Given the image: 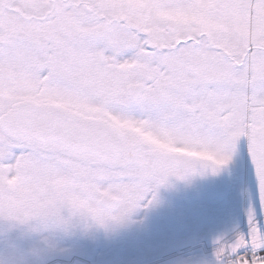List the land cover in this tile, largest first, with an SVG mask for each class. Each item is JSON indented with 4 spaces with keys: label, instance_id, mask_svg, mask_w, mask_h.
<instances>
[{
    "label": "snow or ice",
    "instance_id": "6c2138e0",
    "mask_svg": "<svg viewBox=\"0 0 264 264\" xmlns=\"http://www.w3.org/2000/svg\"><path fill=\"white\" fill-rule=\"evenodd\" d=\"M0 264H264V0H0Z\"/></svg>",
    "mask_w": 264,
    "mask_h": 264
}]
</instances>
